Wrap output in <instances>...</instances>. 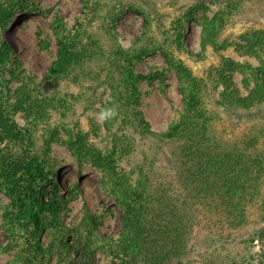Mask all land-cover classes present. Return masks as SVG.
<instances>
[{
  "label": "rangeland",
  "instance_id": "rangeland-1",
  "mask_svg": "<svg viewBox=\"0 0 264 264\" xmlns=\"http://www.w3.org/2000/svg\"><path fill=\"white\" fill-rule=\"evenodd\" d=\"M0 3L14 13L0 30V45L11 47L0 81L7 105L17 108L13 118L26 131L23 145L0 144V158L40 160L43 178L33 187L55 202L36 239L44 264H115L107 247L120 239L122 202L132 199L149 213L168 204L184 212L181 264H264V96L254 97L264 50L245 41L248 33L264 31V0H243L237 8L228 0ZM217 16L223 20L211 25L213 44L204 46V26ZM57 28L75 35L81 53L63 75L50 70L59 52ZM142 49L149 55L129 62ZM183 76L197 86L209 169L229 158L225 164L248 168L249 196L241 199L239 189L231 204L203 192L188 200L194 185L190 142L169 136L185 113ZM224 91L253 104L230 103ZM108 111L113 114L101 119ZM79 136L88 149L82 160L69 147ZM12 217L0 187V264H22L28 245L29 234ZM91 223L100 230L95 238L89 237Z\"/></svg>",
  "mask_w": 264,
  "mask_h": 264
},
{
  "label": "trees",
  "instance_id": "trees-1",
  "mask_svg": "<svg viewBox=\"0 0 264 264\" xmlns=\"http://www.w3.org/2000/svg\"><path fill=\"white\" fill-rule=\"evenodd\" d=\"M230 8H237L242 5L243 0H228ZM92 10V8H90ZM11 9L4 7L0 3V30H3L8 22L13 18ZM118 16L112 17V23L115 25ZM222 17L217 16L210 21L208 26H204L202 42L204 46L213 44L210 34L211 25L216 26L222 23ZM59 40V52L57 59L53 62L50 70L54 75H63L80 62L81 53L77 49V40L71 32H65V29H56ZM245 41L250 48H262L264 50V31H252L245 35ZM183 45V39L179 38ZM11 47L7 42L0 45V67L5 66L9 61ZM149 49H142L140 53L134 55L129 62L142 60L149 55ZM132 64V63H131ZM258 85L254 92L255 100L259 101L264 96V66L256 71ZM229 82L228 76L223 80ZM196 85V84H195ZM191 78L183 76L182 91L185 97V113L178 125H176L169 135L171 137H185L189 142L186 158L194 166L193 180L194 185L187 193V198L199 197L203 193L223 197L228 204L235 198L236 192L240 189L241 199L246 193L251 194L245 175L248 168L237 169L235 164L230 163L232 159L226 161H217L219 164L214 171L209 169L212 164L207 160V155H211L207 145L202 126H199L201 112L199 111V98ZM225 100L235 102L249 108L253 104L252 98L241 99L233 94L228 95L224 91ZM5 90L0 81V144L11 143L14 145H23L26 138V131L21 129L15 119L14 113L16 106L7 105ZM10 107L13 109H10ZM192 130H198L195 135H182ZM201 133V135H200ZM85 140L79 136L77 140L70 143L69 147L79 158L85 157L84 151L87 150L84 144ZM97 162L101 158L95 159ZM39 158L30 155L28 158L11 159L2 153L0 158V187L5 190L11 202V215L13 225L19 226L26 234L27 246H24L20 255L22 264H44L45 250L38 242L37 235L41 231L42 216L45 211L54 210V201L46 202L34 189L33 183L37 179L43 178V171L38 169ZM186 161V162H187ZM225 162V163H224ZM101 165L102 163H98ZM221 180H220V179ZM203 192V193H201ZM124 206L122 235L114 246L109 245V254L113 257L115 264H181V258L186 254V226L184 212L177 205L168 204L160 207L157 213L148 212L141 207L135 199L129 202H122ZM238 210V218L243 217L244 211ZM234 212V211H233ZM155 213V214H154ZM98 221L99 218H97ZM90 238H95V233L100 230L96 224L91 223ZM264 233V230H262ZM93 242V240L91 241ZM177 260V262H175Z\"/></svg>",
  "mask_w": 264,
  "mask_h": 264
},
{
  "label": "clouds",
  "instance_id": "clouds-1",
  "mask_svg": "<svg viewBox=\"0 0 264 264\" xmlns=\"http://www.w3.org/2000/svg\"><path fill=\"white\" fill-rule=\"evenodd\" d=\"M112 114H113V113H112L111 111L104 112V113L101 114V119H103V118H105V117H107V116H110V115H112Z\"/></svg>",
  "mask_w": 264,
  "mask_h": 264
}]
</instances>
